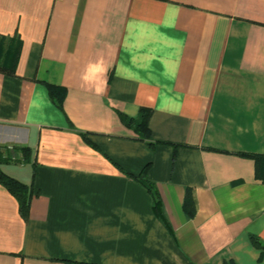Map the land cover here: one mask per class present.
Instances as JSON below:
<instances>
[{
	"label": "crops",
	"instance_id": "crops-1",
	"mask_svg": "<svg viewBox=\"0 0 264 264\" xmlns=\"http://www.w3.org/2000/svg\"><path fill=\"white\" fill-rule=\"evenodd\" d=\"M0 44V264H264V0H0Z\"/></svg>",
	"mask_w": 264,
	"mask_h": 264
},
{
	"label": "trees",
	"instance_id": "trees-1",
	"mask_svg": "<svg viewBox=\"0 0 264 264\" xmlns=\"http://www.w3.org/2000/svg\"><path fill=\"white\" fill-rule=\"evenodd\" d=\"M0 70L8 72V69L1 68ZM150 112L146 109H140L139 116L135 120H127V124L133 125V132L136 134L137 138L142 141L149 142L150 139V132L148 129V119H149ZM122 120H125V117L121 115ZM84 138L86 137V134H81ZM26 150V149H25ZM3 153L0 149V164L4 161ZM138 183L146 189L148 193L151 194L153 199V210L158 219L162 221L165 225H167L166 219L163 215L162 211V205L160 202V199L158 197L155 185L147 180L144 176H140L138 178H135ZM0 184L3 185L14 197L16 198L19 209L23 216H25L27 211V203H28V187L21 183L20 181L4 174L0 170ZM189 198V196H187ZM186 209L188 210V214H192L191 207V201L186 198L185 205ZM252 243L257 248H264L255 238H251ZM67 264H91V263H85V262H67ZM233 264V263H231Z\"/></svg>",
	"mask_w": 264,
	"mask_h": 264
},
{
	"label": "rangeland",
	"instance_id": "rangeland-1",
	"mask_svg": "<svg viewBox=\"0 0 264 264\" xmlns=\"http://www.w3.org/2000/svg\"><path fill=\"white\" fill-rule=\"evenodd\" d=\"M3 42V41H2ZM1 45V44H0ZM13 44H8V48L10 49V51H9V60H10V58L12 57V54H13V50H14V45L12 46ZM3 46V45H2ZM5 46V45H4ZM6 47V48H7ZM4 69V68H3Z\"/></svg>",
	"mask_w": 264,
	"mask_h": 264
}]
</instances>
